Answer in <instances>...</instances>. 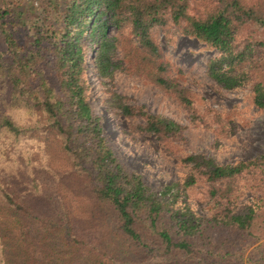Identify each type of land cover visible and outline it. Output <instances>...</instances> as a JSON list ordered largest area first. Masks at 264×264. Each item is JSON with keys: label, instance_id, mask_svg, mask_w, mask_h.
Here are the masks:
<instances>
[{"label": "trees", "instance_id": "obj_1", "mask_svg": "<svg viewBox=\"0 0 264 264\" xmlns=\"http://www.w3.org/2000/svg\"><path fill=\"white\" fill-rule=\"evenodd\" d=\"M157 29L218 49L214 78L251 81L264 109V0H0V264H264V153L183 154L189 172L157 189L90 101L88 61L100 77L156 84L193 125L230 135L228 116L173 77ZM111 105L168 154L187 148L177 121L116 92Z\"/></svg>", "mask_w": 264, "mask_h": 264}, {"label": "rangeland", "instance_id": "obj_2", "mask_svg": "<svg viewBox=\"0 0 264 264\" xmlns=\"http://www.w3.org/2000/svg\"><path fill=\"white\" fill-rule=\"evenodd\" d=\"M156 37L165 60L172 65L173 77L198 96L201 110L209 106L228 116L230 135L193 125L187 110L170 99L156 84L119 69L112 77H100L88 61L86 78L90 87V101L101 115L105 133L121 159L139 172L149 185L162 189L171 182L183 179L189 172V168L182 164L183 154L201 153L219 163L229 164L264 153V109L253 101L251 81L241 82L231 89L218 82L211 64L221 59L220 51L196 37L180 32L168 36L160 29L156 30ZM223 68L226 69V65ZM114 92L125 98L128 104L143 106L150 113L183 125L187 148L170 155L164 151L155 135L132 131L131 124L143 120L140 117L127 118L112 106ZM215 127L218 128V125L215 124ZM251 196L247 194L244 200ZM203 207L197 204V211L204 213ZM253 256L259 258L256 252ZM245 264L251 263L246 261Z\"/></svg>", "mask_w": 264, "mask_h": 264}]
</instances>
